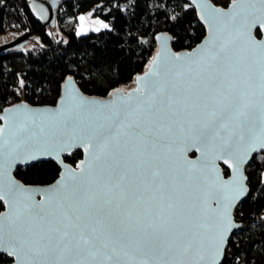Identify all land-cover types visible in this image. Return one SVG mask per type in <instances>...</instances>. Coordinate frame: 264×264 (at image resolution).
Masks as SVG:
<instances>
[{"label":"snow or ice","instance_id":"1","mask_svg":"<svg viewBox=\"0 0 264 264\" xmlns=\"http://www.w3.org/2000/svg\"><path fill=\"white\" fill-rule=\"evenodd\" d=\"M172 2L170 21L195 5L206 35L182 52L156 36L136 88L89 98L66 75L54 108L0 107V261L254 264L236 229L242 205L264 194V0ZM30 87L18 77L14 92ZM77 150L72 167L63 157ZM43 157L62 165L53 183L15 178L17 164ZM259 219L264 228V210Z\"/></svg>","mask_w":264,"mask_h":264},{"label":"trees","instance_id":"2","mask_svg":"<svg viewBox=\"0 0 264 264\" xmlns=\"http://www.w3.org/2000/svg\"><path fill=\"white\" fill-rule=\"evenodd\" d=\"M160 0H62L56 11V25L46 26L34 14L30 0H0V37L5 34L33 32L23 49L0 53V104L10 106L25 100L30 105H53L58 99L66 75H74L84 93L107 97L108 93L134 81L146 71L158 50L156 34L160 31L172 35V45L178 52L194 48L206 35L194 5L182 14V19L170 21L169 14L181 11L172 0L165 8H157ZM227 6L226 0H213ZM93 11L110 28L77 34L80 15ZM66 41V43H65ZM18 77H23L31 87L21 96L14 92ZM77 150L65 160L73 164L82 158ZM60 166L44 160L18 168L15 174L26 184H50L60 174ZM251 188H256L255 166L248 169ZM5 207L0 202V211ZM264 210V194L252 193L241 213L245 229H240L236 239L254 264H264V228L259 219ZM240 214L238 213V216ZM254 223L251 225L249 221ZM257 247H251L253 242ZM9 261H0V263Z\"/></svg>","mask_w":264,"mask_h":264},{"label":"water","instance_id":"3","mask_svg":"<svg viewBox=\"0 0 264 264\" xmlns=\"http://www.w3.org/2000/svg\"><path fill=\"white\" fill-rule=\"evenodd\" d=\"M60 1L62 0H30L31 2V5L34 9V14L37 18H39L40 20H42L44 22V24L46 26H52L54 27L56 25V11L59 7V3ZM210 2L216 4L215 2H213V0H210ZM217 7H223V6H220V5H217ZM195 7V5H194ZM196 8V7H195ZM223 8H227V6L223 7ZM197 9V8H196ZM199 11V9H197ZM33 35V32L31 30H27V32H24V33H7L5 34L3 37H0V53H5L6 51L8 50H13V49H23L25 48L27 45H28V42L30 41L29 39L32 37ZM167 35L168 37H170L171 39L169 40V48L171 49V51L173 52H178L174 49L173 45H172V40H173V37L172 35L166 33V32H163V31H160L159 33L156 34V36H165ZM200 43V42H199ZM197 43V44H199ZM156 44L158 46V50L156 52V54L160 51L161 49V41H158L156 40ZM196 46V45H195ZM194 46V47H195ZM191 49H189L188 51H190ZM185 51V50H183ZM182 52V51H180ZM156 54L154 55V57L156 56ZM148 71V69L142 73H140L139 75L136 76V78L138 76H141L143 75L144 73H146ZM135 78V80H136ZM76 80V79H75ZM76 87L81 91V88L79 86V83H77L76 81ZM137 87V82H136V86L135 87H132V88H129V90L127 91H131L132 89L136 88ZM119 90H123V89H119ZM124 92H127L126 90H123ZM84 93V92H83ZM87 97L89 98H96V99H102V98H111L109 96L107 97H102V96H90L88 95L87 93H84ZM23 102L27 103L28 105H30L27 101L25 100H22ZM21 101H19V103H16V104H20ZM16 104H13V105H16ZM12 105H10L9 107H11ZM31 107L33 108H37V109H48V108H54L55 107V104L53 105H42V106H39V105H30ZM77 151H74L72 154L76 153ZM188 155V158L189 159H196V157L199 155L198 153L194 154L193 152L189 151L187 153ZM66 156L63 157L65 163H68L70 164L72 167H75L73 164H71L70 162H68L67 160H65ZM81 159H84V155L82 156ZM80 159V160H81ZM44 160H52V161H56L58 163V161L53 158V157H43V158H40L38 160H35V161H32L31 163H28V164H24V163H20V164H17L15 166V168L13 169V175L15 176V178L20 181L21 183L25 184L26 186H32V187H46L50 184H45V185H40V184H34V185H31V184H26L25 182H22L21 180H19L15 174V171L18 169V168H22L24 166H29V165H32L33 163H36V162H41V161H44ZM58 165L60 166V168H62V165L60 163H58ZM249 176V174H248ZM53 183V182H52ZM37 199H39V197H37ZM5 207V206H4ZM6 207L4 210L2 211H6ZM239 223L243 226V223L239 221ZM0 264H3V263H0ZM4 264H11L10 263H4Z\"/></svg>","mask_w":264,"mask_h":264},{"label":"rangeland","instance_id":"4","mask_svg":"<svg viewBox=\"0 0 264 264\" xmlns=\"http://www.w3.org/2000/svg\"><path fill=\"white\" fill-rule=\"evenodd\" d=\"M80 17H84L85 19L83 21H81L79 18V22H78V26H77L78 27L77 33L81 32L82 29H85V31L83 33H87L89 31H93L97 27H100V25L96 23L97 20L102 21L103 23L109 25L108 21H106L105 19L103 20L98 15H94L93 11L82 13V15H80ZM109 28H110V25H109ZM100 30H104V28L101 27ZM10 33H14V32H10ZM147 68H148V66H147ZM135 86H136V80L134 79V81H132L131 83L124 85L118 89H123V90L127 91V90H129V88H132Z\"/></svg>","mask_w":264,"mask_h":264},{"label":"built area","instance_id":"5","mask_svg":"<svg viewBox=\"0 0 264 264\" xmlns=\"http://www.w3.org/2000/svg\"><path fill=\"white\" fill-rule=\"evenodd\" d=\"M0 107H5V108H6V107H8V106H5V105H1V104H0Z\"/></svg>","mask_w":264,"mask_h":264},{"label":"flooded vegetation","instance_id":"6","mask_svg":"<svg viewBox=\"0 0 264 264\" xmlns=\"http://www.w3.org/2000/svg\"><path fill=\"white\" fill-rule=\"evenodd\" d=\"M4 263H10V261H9V262H4ZM4 263H3V264H4Z\"/></svg>","mask_w":264,"mask_h":264}]
</instances>
